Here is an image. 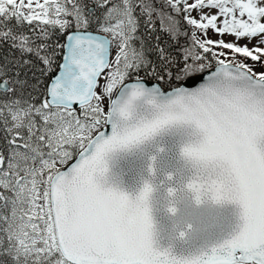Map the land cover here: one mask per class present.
Returning <instances> with one entry per match:
<instances>
[{
    "label": "snow or ice",
    "instance_id": "obj_1",
    "mask_svg": "<svg viewBox=\"0 0 264 264\" xmlns=\"http://www.w3.org/2000/svg\"><path fill=\"white\" fill-rule=\"evenodd\" d=\"M5 44L62 63L0 81V264H264V0H0Z\"/></svg>",
    "mask_w": 264,
    "mask_h": 264
},
{
    "label": "trees",
    "instance_id": "obj_2",
    "mask_svg": "<svg viewBox=\"0 0 264 264\" xmlns=\"http://www.w3.org/2000/svg\"><path fill=\"white\" fill-rule=\"evenodd\" d=\"M153 19H156L153 17ZM167 25H165L166 27ZM182 29L186 26L183 25V21H181ZM161 25L159 20H156L155 30L149 32L146 26L141 23L140 28L138 29L137 36L143 38V43L145 48L148 50V55L150 58H155V52L153 51L154 45L157 43V37H159V43L161 46L169 47L170 50H174V45H172V41L170 36L165 31L160 30ZM185 39L183 36L180 37V42ZM61 42H63V38H61ZM136 46H140V40H137ZM31 60V64L24 65L21 63L23 60ZM61 57L59 55L56 56L55 62L51 66L50 69L45 71V66L33 56H22L18 50L11 49L7 44L0 47V66H4L7 69V76H0V81L5 78L13 76L16 72H19V78L21 80H25L27 83L23 88V92L25 95L31 93L33 97L36 98V102H39L40 99L46 94L48 85L53 77V75L58 71L59 64L61 62ZM250 60H246L245 63L249 64ZM262 69V68H261ZM257 73L264 70H255ZM37 81H39V85L37 86ZM103 83V80H101ZM37 86V87H33ZM165 89H168L165 86ZM4 143L2 139V134H0V146Z\"/></svg>",
    "mask_w": 264,
    "mask_h": 264
},
{
    "label": "rangeland",
    "instance_id": "obj_3",
    "mask_svg": "<svg viewBox=\"0 0 264 264\" xmlns=\"http://www.w3.org/2000/svg\"><path fill=\"white\" fill-rule=\"evenodd\" d=\"M195 15H196V13H193V16H195ZM197 34L199 35V33H197ZM210 36H211V38L214 39V40H216V39H220L219 36L212 35L211 33H210ZM224 39H225L226 41H231V40L234 39V37H232V36H225ZM182 42L184 43V42H185V39H183ZM240 43H241V44H245V43H248V41H247V40H241ZM255 43H256V41L253 40L248 46L251 48ZM218 51H219V49H218ZM225 51H227V50H225ZM262 59H264V58H262ZM249 60H250V59H249ZM250 61H251V60H250ZM249 64H250V65H253V67L255 68V70H259V69H260V70H264V68L261 69V67L259 66L258 63H255V62L252 61V62H250Z\"/></svg>",
    "mask_w": 264,
    "mask_h": 264
},
{
    "label": "water",
    "instance_id": "obj_4",
    "mask_svg": "<svg viewBox=\"0 0 264 264\" xmlns=\"http://www.w3.org/2000/svg\"><path fill=\"white\" fill-rule=\"evenodd\" d=\"M61 63H62V60H61L60 64H61ZM59 66H60V65H59ZM59 71H60V67H59L58 71L53 75V77H52V79H51V81H50L48 87H49L50 84L52 83L54 77H55L56 75L59 74ZM153 83H154V81H152V80H149V81H148L149 86H151ZM164 90L167 91V90H169V89H164ZM70 163H71V162H70Z\"/></svg>",
    "mask_w": 264,
    "mask_h": 264
}]
</instances>
